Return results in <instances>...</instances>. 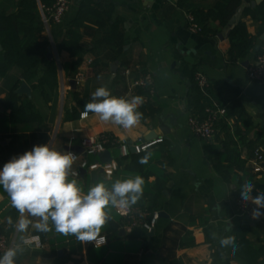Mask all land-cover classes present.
Returning a JSON list of instances; mask_svg holds the SVG:
<instances>
[{"label":"crops","instance_id":"obj_1","mask_svg":"<svg viewBox=\"0 0 264 264\" xmlns=\"http://www.w3.org/2000/svg\"><path fill=\"white\" fill-rule=\"evenodd\" d=\"M82 1L69 0V11L61 24H46V12L38 0L45 27L39 38L48 46L37 77L26 82L20 79L16 69L0 77V170L13 157L43 144L45 133L49 136L47 143L53 142L61 151L72 153L75 152L71 148H83L84 139L103 135L129 147L161 139L160 145L150 150L153 160L143 170L152 173L145 180L143 194L131 204L146 203L153 209L151 215H159V222L152 236L143 227L128 234L124 220L115 208H110V219L101 233L106 237V244L99 248L93 242L81 243L74 236L59 234L54 228L39 231L32 226L35 223L32 217H27L32 224L21 232L18 229L20 214L0 188V232L5 234L10 247L19 245L14 264H249L237 254L235 239L239 237L238 231L243 230L246 240L256 247L264 246V218L259 222L248 220L239 213L237 201L246 185L252 188L249 198H256L258 193L264 195L255 186L263 173L234 170L230 181H226L216 171L209 153L222 150L225 133L218 130L208 140L196 136L190 126L193 118L188 109V95L195 75L203 74L213 88L224 89L223 97L238 101L252 118L254 127L244 145L253 142L258 133L264 136V85L248 77V69L255 64L264 46V34H258V24L251 17L243 18L242 13L240 20L247 24L249 34L258 39L247 58L232 64L226 28L220 29L215 37H205L192 31L188 23L190 9L208 11L215 0H186L185 7L181 5L183 0H95L112 19L101 28L86 25L82 30L84 53L74 59L58 46L66 38ZM20 2L0 0V14L16 13ZM115 27L116 35L111 40ZM52 63H56L59 72L57 96L52 92L47 96L39 86ZM115 64L117 71L113 73ZM126 71H130L129 76ZM78 73L85 75V82L73 88L70 81L75 80ZM145 74L153 76L154 94L150 95L160 110L153 120L141 121L138 126L125 130L102 122L93 114L81 118L83 110L76 105L71 93L78 91L82 96L87 95L88 102L97 87L106 85L113 95L131 98V84ZM23 82L29 86L30 94L18 93ZM12 91L18 95L20 105L31 104L41 116L44 123L40 131H36V124H12L11 110L4 104ZM75 107L77 119H67ZM172 117L176 119V126L165 140L159 126L163 121L170 123ZM243 131L245 135L244 128ZM153 132L157 137L150 138ZM21 135L24 136L20 139ZM109 151L112 162L119 166L111 178L101 171H84L78 164L73 165L78 173L74 178L85 191L97 182L103 181L110 187L116 179L141 175L127 169L132 163L131 156L136 153L124 156L120 145ZM250 157V151L243 146L241 158L251 160ZM89 161L92 162L91 158ZM97 161L95 157L93 162ZM248 164L250 166L251 161ZM163 171L169 176L165 184L159 178ZM162 182L164 186H160L162 191L158 193L155 187ZM31 237H38L43 247L23 246L24 240ZM225 237H232L233 243L221 246L220 241Z\"/></svg>","mask_w":264,"mask_h":264},{"label":"trees","instance_id":"obj_2","mask_svg":"<svg viewBox=\"0 0 264 264\" xmlns=\"http://www.w3.org/2000/svg\"><path fill=\"white\" fill-rule=\"evenodd\" d=\"M57 0H39L45 12L52 8ZM257 0H215L212 8L205 11L201 8H193L189 10L188 15L194 20V24L199 28V34L205 37H215L220 29L227 28L229 22L238 13L239 9L244 4H251ZM186 0H183L181 5L185 7ZM243 18L251 17L258 24V34H264V0L255 8L248 7L243 11ZM112 15L102 11L100 4L95 0H83L77 17L69 25L66 33V38L59 44L60 51L67 52L74 59H79L84 53L83 32L86 25H95L98 28L103 27L107 22L111 21ZM45 31L41 15L39 13L38 0H21L18 11L14 14H0V77L6 76L13 69L20 73V79L26 82H32L38 74V70L43 61V52L48 46L46 41L40 42V36ZM117 27L113 30L114 39ZM258 37L251 36L248 32V27L245 22L240 20L231 30L229 41L231 44L228 52L229 61L232 64L247 58L250 52L255 48ZM96 63V62H95ZM197 75V74H196ZM196 75L188 95V109L192 113V118L203 121L208 117L207 108L223 109L225 115L218 118L215 123V133L221 130L225 133V139L222 142V150L211 151L209 157L216 171L226 180L230 181L233 171H253L252 166L248 161L254 158V152L257 148L264 149V136L261 133L256 134V139L249 142L246 146V140L249 132L253 130L254 124L252 118L249 117L242 104L235 99H226L223 93V88H213L211 85L202 90L196 80ZM19 85V83H18ZM17 85V86H18ZM39 86L44 90V94L50 96L52 92L57 96L59 89V72L56 63H52L43 78L39 82ZM76 105L84 110V105L87 103V95H83L75 91L71 93ZM136 96L143 97L144 103L139 108L143 113L142 122L147 119H154L159 114V108H156L153 98L148 89L139 88ZM147 99V100H146ZM19 97L12 91L5 101L7 109L11 110L10 121L16 125H31L36 124V131H40L43 125L41 116L33 110L31 104H19ZM69 120L77 119V108L72 109ZM230 123H233L232 125ZM243 128L246 132L244 135ZM28 131V130H25ZM24 135L19 136L20 139ZM44 143H47L49 136L45 133L42 136ZM160 144L155 145L159 146ZM246 147L250 151L251 160H243L242 148ZM150 148L146 152L131 156L132 163L129 169L132 173H139L148 180L150 171H143L147 165L153 160L150 156ZM142 158H147L146 163H140ZM122 163V162H121ZM250 163V162H249ZM247 164L249 168H247ZM260 181H255L256 189L264 192V172ZM162 181L168 183L169 176L166 171H163L159 176ZM158 183L156 189L160 193L162 190ZM146 195L152 194L145 192ZM264 198L263 194L258 193L257 197ZM242 198V197H241ZM132 207H139L153 214V209L148 207L146 203L139 202ZM235 239V247L237 254L246 260L249 264H264V246L256 247L246 240V232L239 230Z\"/></svg>","mask_w":264,"mask_h":264},{"label":"clouds","instance_id":"obj_3","mask_svg":"<svg viewBox=\"0 0 264 264\" xmlns=\"http://www.w3.org/2000/svg\"><path fill=\"white\" fill-rule=\"evenodd\" d=\"M144 103L143 97L125 98L113 95L106 85H101L91 94L84 105L81 118L89 114L102 122H109L125 130L139 125L143 113L139 110ZM76 155L61 151L52 143L34 145L29 151L13 157L0 170V188L7 193L11 206L20 214L18 229L23 232L32 224L27 217L35 218L32 226L39 231H51L74 236L81 243L95 242L99 248L106 242L102 230L110 219V208H124L135 204L143 194L145 180L136 175L116 179L110 185L97 182L85 191L73 169ZM142 158L140 163H146ZM251 186L246 185L241 192L243 200H248ZM252 202L264 203L261 197ZM27 214V215H26ZM261 213L253 210L252 218ZM11 219V218H9ZM221 246L233 243L232 237H225ZM15 249H9L0 264H14Z\"/></svg>","mask_w":264,"mask_h":264},{"label":"built area","instance_id":"obj_4","mask_svg":"<svg viewBox=\"0 0 264 264\" xmlns=\"http://www.w3.org/2000/svg\"><path fill=\"white\" fill-rule=\"evenodd\" d=\"M70 3L69 0H57L55 5L47 10L45 14L44 21L46 24L54 23L61 24L65 19L67 12L69 11ZM188 23L192 31L198 33L200 30L197 25L194 24V20L191 16L188 15ZM126 75H130V71H126ZM248 77L249 79L257 84L264 85V46L262 48V52L258 55L256 62L253 66L248 69ZM196 80L198 82L199 87L202 90H205L210 86L208 79L201 73H197ZM75 81H77V85H82L85 82V75L82 73H78L75 77ZM148 89L151 95L154 94V81L153 76L151 74H145L140 76L138 79L134 80V82L130 86V95H136L137 90ZM206 113L208 117L203 121H199L197 119L190 120V126L193 129L196 136L201 139L208 140L212 139L215 135V123L219 117L225 115V110L207 108ZM163 140H156L151 143H145L142 145H132L129 147L126 144H120L116 140L112 139L107 135H103L95 138H87L82 142V147L84 149V155H76V161L74 164H78L83 170L90 171H103L106 177L111 178L114 173L119 169V166L115 162L101 164L96 162L89 161L90 156H97L98 154L104 153L109 148L120 145L122 153L124 156H128L130 153V149L133 147L135 149L136 154H141L146 152L150 148L155 145L161 143ZM84 156V158H83ZM251 165L255 174H261L264 172V149L259 147L254 152V158L251 161ZM77 173V172H76ZM78 176V173L76 177ZM255 198H249L247 201L239 198L237 201V208L239 213L252 222H259L264 218V203L261 205H256L252 202ZM264 201V198H262ZM257 209L261 215L257 219L252 218L253 210ZM116 213L124 220V230L131 234L132 231L137 227H143L147 232H153L159 222V215L156 213L151 215L147 210H143L139 207H124V208H115ZM95 245V242H93ZM32 244H37L39 247H43L41 241L38 237L27 238L23 242V246L29 247ZM106 244V242L104 243ZM102 244V245H104ZM101 245V246H102ZM9 249H19V245L13 244L11 247L9 246L7 237L5 234L0 232V257L8 251Z\"/></svg>","mask_w":264,"mask_h":264},{"label":"water","instance_id":"obj_5","mask_svg":"<svg viewBox=\"0 0 264 264\" xmlns=\"http://www.w3.org/2000/svg\"><path fill=\"white\" fill-rule=\"evenodd\" d=\"M261 3V0H257L256 2H252L250 5L249 4H244L241 6V8L239 9L238 13L234 16V18L229 22V25L228 27L225 29V33H226V36H230V33H231V30L233 29V27L238 23V21L240 20V17L243 13V11L248 8V7H252V8H255L258 4ZM220 38H222L221 35H219ZM246 66L248 65L247 63L245 64ZM112 70H113V73H116L117 71V64L113 65L112 66ZM70 85L74 88L77 86V81L75 80H72L70 81ZM27 93V94H30L31 90L29 88V86L27 85L26 82H23L22 83V86L20 88V90L18 91V93ZM176 126V119L174 117H172V121L170 123H166V122H162L159 126V130L163 136V139L165 140H168V137L170 136L171 134V130L173 127ZM151 137H157L156 134L153 132L152 135L150 136ZM70 149V148H69ZM71 151L75 152L77 155H84L86 156V154L84 153V149L83 148H77V147H74V148H71ZM130 152L131 153H136L135 152V149L132 147L130 149ZM96 157H98V160L97 162H102L104 164H107V163H111L112 160H113V157H112V154L109 150H107L106 152L104 153H101V154H98ZM96 162V163H97ZM83 170V169H82ZM85 171V170H84ZM84 171H81V172H84ZM80 172V173H81ZM103 173V171H101ZM154 232H151V236L153 235Z\"/></svg>","mask_w":264,"mask_h":264},{"label":"rangeland","instance_id":"obj_6","mask_svg":"<svg viewBox=\"0 0 264 264\" xmlns=\"http://www.w3.org/2000/svg\"><path fill=\"white\" fill-rule=\"evenodd\" d=\"M89 158H91V160L93 162V159H95V156H90Z\"/></svg>","mask_w":264,"mask_h":264}]
</instances>
